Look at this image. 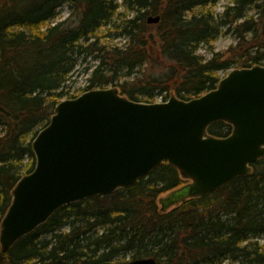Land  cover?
<instances>
[{"label": "trees", "instance_id": "trees-1", "mask_svg": "<svg viewBox=\"0 0 264 264\" xmlns=\"http://www.w3.org/2000/svg\"><path fill=\"white\" fill-rule=\"evenodd\" d=\"M219 1L0 0V231L13 189L35 170L34 138L63 99L80 95L67 82L82 58L97 62L82 93L114 86L147 103L159 95L191 100L216 89L221 72L264 65V40L246 54H199L227 27L255 35L248 11L264 18V0H235L222 14L211 8ZM64 4L70 14L56 21ZM123 6L133 16L119 13ZM150 15L161 16L155 34ZM105 27L127 42L106 41ZM232 131L226 121L208 128L219 138ZM252 167L213 193L166 207L191 180L165 162L133 187L61 207L7 251L0 245V264H117L125 253L157 264H264V157Z\"/></svg>", "mask_w": 264, "mask_h": 264}, {"label": "water", "instance_id": "water-1", "mask_svg": "<svg viewBox=\"0 0 264 264\" xmlns=\"http://www.w3.org/2000/svg\"><path fill=\"white\" fill-rule=\"evenodd\" d=\"M160 20V15L148 18ZM217 121L232 124V133L210 135L208 128ZM32 146L36 168L13 189L1 222L4 251L61 207L133 187L165 162L191 180L166 207L250 175L252 164L264 157V65L235 68L216 89L191 100L172 95L166 102L135 101L114 86L86 91L57 105Z\"/></svg>", "mask_w": 264, "mask_h": 264}, {"label": "rangeland", "instance_id": "rangeland-1", "mask_svg": "<svg viewBox=\"0 0 264 264\" xmlns=\"http://www.w3.org/2000/svg\"><path fill=\"white\" fill-rule=\"evenodd\" d=\"M124 0H119L121 4H123ZM235 3V0H220L214 7L211 8L214 10V13L222 14L227 6L233 5ZM61 13L57 17L56 21H60L68 17L70 14V9L68 8V4H64L61 7ZM200 9H196V12ZM126 12L127 14H130V16H133V14L128 11L124 6L120 8L118 11L119 13ZM155 16V15H150ZM248 16L252 17L257 26V31L255 35L253 33H240V31L234 26H231L223 29V32L221 35L216 38L214 41H211L208 45H202L199 48V54L202 55L205 59H210L213 55L212 51L215 52H224L226 55H228V50L233 48V50H237L236 52L239 54H246L247 52H254L253 48L251 49L250 46L254 44L255 41H262L264 40V18L263 15L257 12L256 9H252L248 11ZM244 20V19H243ZM241 20V21H243ZM153 24L151 25V33H156V25L157 23H149ZM237 24V23H236ZM99 34H106L104 39L106 41H110L113 45H124L127 42V36H125L122 33L117 32L116 30H112V27H105L102 30L99 31ZM245 39V40H244ZM249 40V41H248ZM97 64V62L91 58L88 57L87 59L82 58L79 62V65L77 69L74 71L73 75L67 82L68 89L71 90L72 93L75 94H81L83 92V88L88 85V79L91 75L92 68ZM230 70L221 72V76H225L228 74ZM64 100V99H63ZM156 102H161L163 100V96H158L156 98ZM31 136V135H30ZM30 136L28 138V141H30ZM29 160L26 158L24 160V164H28ZM260 243L264 247V236L260 238ZM121 263L129 262L132 260V254L131 253H125L122 254L119 258ZM224 264H228V262H225Z\"/></svg>", "mask_w": 264, "mask_h": 264}]
</instances>
